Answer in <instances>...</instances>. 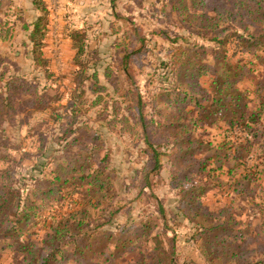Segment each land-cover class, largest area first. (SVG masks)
Instances as JSON below:
<instances>
[{
    "label": "trees",
    "instance_id": "obj_1",
    "mask_svg": "<svg viewBox=\"0 0 264 264\" xmlns=\"http://www.w3.org/2000/svg\"><path fill=\"white\" fill-rule=\"evenodd\" d=\"M26 1L28 5H23V8L20 7L16 11V19L21 24L20 30L25 34L21 45L24 47V58L28 59L30 63L29 71L24 72L22 66L15 60L9 61L10 66H8L4 62L5 58L0 56V121L15 103L21 104L30 112L50 110L53 122L57 127V131L53 132V141L60 145L62 153L46 154L45 148L44 153L48 160L39 162V176L35 177L34 184L26 195L22 194L20 183L14 178L13 170L6 164L0 165V238H14L17 236L16 233L22 230L23 225L34 221L38 208L35 197L42 199L43 196H60V190L65 184L74 183L76 176L79 177L80 184L86 185L82 199L75 203L74 208L52 218L46 226L44 237L38 243L29 241L17 244L18 250L23 253L22 264H52L67 255L69 250L67 251L64 247L70 242L73 244L72 249L82 255L85 250L91 248L90 245H95L98 250L103 252L108 244L117 250L133 241L134 237L129 233L133 221L115 223L113 218L121 211V206H116L115 202L109 200L105 202L106 195L109 194V197L113 199L116 192L110 182V177L113 174L109 173L110 169L107 171L111 156L105 146V131L119 136L128 134L136 142L141 141L137 154L140 165L132 169L131 187L136 188L137 198L141 195H145L147 199L149 196L154 198L157 204L155 212L163 220L164 231L170 229L167 225V209L162 200L153 195L150 189L154 177L160 175L164 169L163 158L166 157V160L169 161L168 183L175 190L177 196L176 206L172 209L168 208L169 213L174 219L181 217L190 223L191 237L198 244L199 252L206 264H264V233L261 238L263 244L252 252L244 241L236 243L235 240H228L225 234L232 230V226L231 223L224 221V218L222 219V213L226 209L220 207L213 211L201 204L198 197L202 193V188L197 184L189 183L188 179H185L182 168L188 165L190 171L198 164L197 171L200 169L204 171L208 160L213 155L219 156L216 158V161H219L222 159L221 157L226 158L229 155V150L236 145L243 144V151L248 153L253 144H257L263 158L262 161L253 166L254 169L252 166H247L246 161L243 160V172L239 176L244 182L241 193L253 195L248 191L249 183L257 174L264 172V101L258 104L254 110L249 111L246 101L244 102L246 99L244 92L241 91L237 95L228 92L230 89L235 90L233 85L237 83L238 79V76L231 77L234 75L228 71L233 70L232 67L236 66L225 63L226 76L221 81H216L212 96L206 92L205 88H195L200 96L195 100L194 109L199 111L201 119L208 120L210 118V123L225 118L229 128L238 127L245 131L246 136L243 138V142L236 140L232 141L233 144H229L231 141H228L219 146L211 145L212 147H210V143H206L209 149L212 148V153L203 161H199L200 158L195 157L198 140L192 138L190 131L194 120L185 115L189 114V116L195 117L194 109H186L184 104L179 103V116L176 118L173 116L169 126L164 127L160 133L163 140L157 144L155 139L158 136L157 129L161 125L160 122L148 119L143 113L144 101L137 87L122 85L121 74L127 81L132 78L130 73L132 56L141 53L145 48L144 38L137 37L138 44H135L134 40L136 39L129 30L122 31L120 40L114 45L116 56L109 58L107 62L101 58L98 44L95 47L88 44L86 27L66 24L65 36L70 39L73 50L69 60L70 87L67 92L58 90L56 87L57 93H59L57 100L64 99V102L57 106L52 105L51 98L53 97L48 92V82H59L62 75H55L50 67V58L44 50L49 20L48 3L46 0ZM110 1L112 4L115 2V0ZM186 1L188 0H173L171 6L173 9L178 8L181 14ZM189 1L192 5L198 4L201 7H206V12H203L202 17L198 19L195 12H189L187 20L189 22L199 21V26L204 31L211 30L216 36L226 28L220 29L219 25L235 15L228 11L225 14L224 7L219 0L216 2L213 0ZM244 1L246 2L238 0L236 4L238 18L235 23H238L240 28L229 24L223 36L213 38L221 45L210 47L215 56V61L211 65L205 62L202 57L207 52L203 46L196 43L177 44L170 52L168 60L160 62V67L165 71L157 77L162 81L170 79L173 89L178 88L181 84L198 86L199 77L204 71L211 70L216 73V63L225 62L226 43L224 42L229 38L236 41L234 42L236 46L243 40L244 43L247 42V47H264V11L260 12L264 7V0ZM2 4L3 1L0 0V7ZM26 14L31 17L26 19ZM115 16L120 17L117 14ZM15 23L16 20L9 23L8 20L0 18V33L4 32L5 36L9 34L6 37L10 38ZM129 24L132 25V22ZM132 28L133 31H137L136 26ZM191 29V26L187 27L189 32L192 31ZM238 29L243 30V34H238ZM177 37L183 38L182 35H177L172 42H175ZM240 38L243 39L240 40ZM258 59L264 63V56H259ZM105 62L107 63L105 64ZM238 66L243 68V65ZM248 70H251L250 67L246 68V71ZM100 74H102L103 80ZM217 78L218 76L213 75L212 81L214 82ZM202 100H205L207 104L204 102L203 105ZM91 113L94 116H91ZM92 123H96V126ZM258 131L263 137L261 142H258L259 139L255 141ZM80 144L85 145L87 149L83 152V162L77 163L75 154L70 151L75 145ZM43 148L44 144L42 143L40 150ZM164 148L166 150H163ZM260 155L258 154L259 158ZM3 156H7V154H1L0 159ZM60 156L65 157V160L61 161ZM187 160L188 163H185ZM95 163L96 166L93 168L92 164ZM257 166L260 167L256 168ZM86 171L88 172L85 176L83 172ZM61 173H63V177ZM235 187H238L237 183H235ZM102 204L105 206L104 208H100ZM261 209L260 213L263 214L264 207ZM175 222L180 224V220ZM140 223L142 237L144 236V239L147 240L151 225L146 220H140ZM106 225L115 227L114 231L109 228L104 229L103 227ZM260 228L264 231V219ZM147 230H149L148 233ZM174 239L176 240V238L171 239V247L168 248H165L162 242L156 241L151 258L157 264H178ZM145 255V253L142 255L143 259ZM165 258H167V262H163ZM136 263L141 264V261H136Z\"/></svg>",
    "mask_w": 264,
    "mask_h": 264
},
{
    "label": "rangeland",
    "instance_id": "obj_2",
    "mask_svg": "<svg viewBox=\"0 0 264 264\" xmlns=\"http://www.w3.org/2000/svg\"><path fill=\"white\" fill-rule=\"evenodd\" d=\"M2 1L0 18L8 20L9 23L16 20V23L10 38L6 37L9 34L5 36L4 32L0 33V56L5 58L4 62L8 66H10L9 61L15 60V62H19L24 72H28L30 63L28 59L24 58V47L21 45V42L25 39V34L20 30L21 24L16 19V11L23 5L25 6L27 1ZM65 1L46 0L49 8V20L44 50L45 54L50 58V67L55 72V75H62V79L58 80L59 82H48V92L53 97L51 98L52 105L57 106V104L64 102V99L57 100L59 93H57L56 87L58 90L66 92L69 91L68 87H70L69 60L73 50L71 49L70 39L65 36L66 24L86 27L88 44L91 47H95L98 44L101 58L107 62L109 58L116 56L114 45L120 40L123 30L130 31L131 35L136 39L134 40L135 44H138L137 37L144 38L145 48L142 49L141 53L132 56L130 62L132 78L127 81V79H124L125 76L121 74V80L124 87H137L144 101L143 113L148 119H152L157 123L160 122L161 125L157 129L158 136L155 139L157 144L163 140L160 133L164 127L169 126L173 116L175 118L179 116V103L184 104L186 109H194L195 100L200 96L195 88H205L209 95L212 96L214 94L213 88H215L216 81H221L226 76L225 63L236 66L232 67L233 70L228 71V73L234 75L231 76L234 78L238 76L237 83L233 85L235 90L230 89L228 92L234 95L241 91L244 92L246 95L244 102L246 101L249 111L254 110L258 104L264 101V63L258 59L259 56H264V47H247V42L244 43L241 40L243 38H240L241 41L238 43V47L234 43L236 41L232 38L224 42L226 43V54L223 51L222 53L225 55V62L216 63V73L211 70L204 71L199 77L198 86L193 85V87L189 84H181L178 88L173 89L170 79L162 81V79L158 78L159 74H163L165 71V69L163 70L160 67V62L168 60L170 52L174 50L177 44L188 45V43H196L199 46H203V48L207 49V52L202 57L205 62L211 65L215 61V56L210 47H219L221 45L213 38L223 36L229 24L233 27H239V24L235 23L236 18H238V10L236 8L238 0H219L224 7L223 11L225 14L228 11L235 15L219 25L220 29L226 28L218 36L213 34L211 30L204 31L199 26V21L189 22L187 20L189 12H195L197 19L202 17L203 12H206V7H201L198 4L192 5L189 0L186 1L184 11L181 14L178 8H172L173 0H115L113 4L110 0H72L69 2L70 5H68L71 8L68 9H65ZM213 1L216 2L217 0ZM243 2L245 3L246 1L243 0ZM261 11H264V7ZM116 14L120 17L117 18ZM257 14L260 15V13ZM26 17V19H29L31 15L28 16L26 14ZM130 22H132V25L129 24ZM133 26L137 27V31L132 30ZM189 26L192 28L191 32L187 30ZM238 32V34H243L241 29H238ZM177 35H182L185 39L177 37L178 39L172 42ZM236 64L243 65V68ZM249 67L251 70L246 71V68ZM213 75L218 76L214 82L212 81ZM100 77L103 80L102 74H100ZM184 88H186L185 91H183ZM154 94L157 96L154 97ZM204 102L205 100H202L203 105ZM205 103L207 104V102ZM185 115L194 120L192 124L190 123L192 125L190 131L192 138L194 137L198 140L195 157L200 158L199 161H203L212 153V148L209 149L206 143L209 142L210 147H212L211 145L219 146L228 141H231L229 144H233L236 140L243 142V138L246 136L245 131L238 127L229 128L225 118L210 123V118L208 120L201 119L197 109L193 111L195 117L189 116V114ZM91 116L94 115L91 113ZM92 124L96 126V123ZM56 128V123L53 122L50 110L47 112H30L18 103H15L5 113L3 120L0 121V155L3 153L7 154V156H3L0 159V165L6 164L13 170L14 178L17 182L19 181L23 195L29 192L34 184L35 177L39 176V162L48 160L45 153H62L60 145L53 141V132L57 131ZM133 135L135 136L136 134ZM104 137L106 139L105 146L111 156L107 171L110 169L109 173L113 174L110 177V182L113 188L116 189L113 199L108 194L105 202L109 200L110 202H115L116 206H121V211L113 218L115 223L121 224L133 221L129 231L134 237H132L133 241L124 248L119 247L117 250L111 244H108L103 252L98 250L95 245H90L91 248L85 250L82 255L72 249L73 244H70L72 243L70 242L69 245L64 247L67 251L69 250L67 255L52 264H137L136 261H141V264H157L151 258L156 241L162 242L163 246L168 248L171 247V239L173 238H176L174 241L178 264H206L199 252L198 244L191 237L192 229L190 223L181 217L174 219L169 213L168 208L172 209L176 206L177 196L175 190L168 183L169 161L166 160V157L163 158L164 169L160 175L154 177V182L150 189L153 195L162 200L164 207L167 209V225L170 229L164 231L163 220L155 212L157 204L154 198L149 196L147 199L145 195L137 198L136 188L131 187L132 169L140 165L137 154L141 141L138 140L136 142L128 134L119 136L107 131L104 132ZM257 139H259L258 142L263 140L260 131H258L255 141ZM42 143L44 148L40 150ZM166 148L163 150H166ZM86 149L85 145L82 144L75 145L71 149L72 151L70 152L75 154L77 163L83 162V152ZM244 152L243 144L236 145L229 150V155L226 158L221 157V160L216 161L219 156L213 155L208 160L204 171L201 169L197 171L198 164L190 171L188 165L182 168L184 169L185 179H188L189 183L197 184L202 188V193L198 197L201 204L206 205L213 211L218 210L220 207L226 209L222 213V219L224 218L223 220L231 223L232 226V230L225 234L228 240H235L236 243H243L244 241V243H247L250 252H252L263 244L261 238L264 231L260 226L264 219V213L261 214L260 210L264 207V172L257 174L250 181L248 191L253 194L251 196L241 193L243 192L244 182L239 176L243 172V160L246 161L247 166H252L255 169L253 166L262 161L263 158L260 155L257 144H253L248 153ZM60 160H65V157L60 156ZM185 163H188V160ZM92 166L94 168L96 163L92 164ZM259 167L257 166L256 168ZM87 172H83V174L86 176ZM62 174L61 176L63 177ZM75 174L77 173L75 172ZM78 182L79 177L76 176L74 183L65 184L60 190V196H43L42 199L35 197L38 208L34 221L23 225L22 230L16 233L17 236L14 238H0V264L23 263V253L18 250L17 244L29 241L38 243L44 237L46 226L52 218L75 207V203L82 199L86 185ZM235 183L238 184V187H235ZM104 207L103 204L100 205V208ZM140 220H146L151 225L150 231L147 230V233L149 231L147 240L144 239V236L142 237ZM178 220H180V224L175 222ZM103 228H109L114 231L115 227L112 228L106 225ZM144 253L146 255L143 259L142 255ZM163 262H167V258L163 259Z\"/></svg>",
    "mask_w": 264,
    "mask_h": 264
},
{
    "label": "crops",
    "instance_id": "obj_3",
    "mask_svg": "<svg viewBox=\"0 0 264 264\" xmlns=\"http://www.w3.org/2000/svg\"><path fill=\"white\" fill-rule=\"evenodd\" d=\"M71 1H72V0H66V1H65V3H66V4H65V5H66V6H65V9H66V8H67V9H68V8H71L70 6H68V5H70L69 2H71Z\"/></svg>",
    "mask_w": 264,
    "mask_h": 264
}]
</instances>
